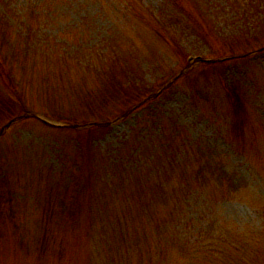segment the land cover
<instances>
[{
  "label": "rangeland",
  "instance_id": "rangeland-1",
  "mask_svg": "<svg viewBox=\"0 0 264 264\" xmlns=\"http://www.w3.org/2000/svg\"><path fill=\"white\" fill-rule=\"evenodd\" d=\"M4 3L0 78L18 90L0 87V194L22 224L0 226V264H35L47 234L74 250L49 264H264V0ZM128 77L150 89L139 107ZM160 130L180 164L157 160Z\"/></svg>",
  "mask_w": 264,
  "mask_h": 264
},
{
  "label": "trees",
  "instance_id": "trees-1",
  "mask_svg": "<svg viewBox=\"0 0 264 264\" xmlns=\"http://www.w3.org/2000/svg\"><path fill=\"white\" fill-rule=\"evenodd\" d=\"M5 0H1L0 2V10L2 12H6L9 8V5L5 4L4 3ZM179 2V0H177ZM194 8L196 9L195 12H197L199 14V16L201 17V19L203 20V26H205V22H210L207 17L204 15V10H203V6H200L198 3H194L193 4ZM205 16V17H204ZM254 19V18H253ZM256 19H254L255 21ZM209 24V23H208ZM164 36V35H163ZM176 45V46H175ZM174 47V50L176 51V53L178 54V56L182 57L183 61L187 63V61H189V56H187L185 53H183L181 51L184 50L182 47H181V44H175ZM181 53V54H180ZM249 54V53H248ZM212 58H215V57H212ZM225 58V57H223ZM228 58V56H227ZM162 64V63H160ZM187 66V64H185ZM201 66L205 67L206 69V66H209V67H213V68H210V69H207L208 72H211L212 70H214V68H219L221 67L222 63L220 62H212V61H205V62H202L200 63ZM221 70V69H220ZM221 73V71H220ZM1 74V72H0ZM223 75V74H222ZM0 80L2 81V83H0V87L1 88H5L9 91H11V89H14L15 90V93L17 92L18 90V85L13 83V81H11V79L7 80L5 77L4 78H0ZM162 86V85H161ZM160 86V87H161ZM132 88L133 90L130 91V92H127L125 96H129L131 93L132 94H137V96H139L140 98H142L140 101H142L146 95H148L150 89L149 87H146L143 82L141 84V80L138 79V77H134L132 79H128L125 80V81H120V83L117 84V89L119 92H123L127 89H130ZM226 89H227V92L231 98V100L236 104H242V101H241V95H240V92L234 88V87H231V85H226ZM155 89L152 88L151 91H153ZM136 96V95H135ZM11 104V103H10ZM10 104H4V106L0 105V110L4 109V108H7ZM21 108H23L24 106H20ZM24 111L22 112L21 109H19V111H13V112H10L8 115V119H7V122L10 121L11 119H16L18 117H20L19 115L23 114ZM6 122V123H7ZM66 123H69V122H66ZM4 125V124H3ZM2 125V126H3ZM102 127H98L97 129H101ZM176 132H180L179 129L176 130ZM158 140L160 141H166L165 144H161L158 142ZM158 140H157V144H155L154 146H152L153 148V153L157 154V160H161L163 161L166 157L167 158H170V162L168 163H178L180 164L181 161L179 160H182V159H179V158H174L173 156H167L169 154V152H172V142L168 143V141L166 140V135H165V132H163V130H160L159 132V136H158ZM165 156V157H164ZM181 156V155H180ZM155 156L152 155L151 158H154ZM182 158V157H181ZM109 165V162L107 164V166ZM121 164H111V166L113 167H116L118 168V166H120ZM217 160H216V156L215 157H211V158H208L205 160V163L204 165L201 166V169L199 170L200 171V174L203 176V178L206 179V172L208 171V169L212 166H217ZM138 171V169H136ZM140 170V169H139ZM139 172V171H138ZM74 179H72L73 181ZM74 187H76L74 185ZM69 191V190H68ZM67 191V192H68ZM66 192V191H65ZM11 194V191H5L4 194H0V197H1V205H0V226L3 225V224H9L10 225V222L13 223L16 215L18 214L16 211H13V199L11 197H8L7 195H10ZM99 209V213L98 215H100L102 213V210H101V206H100V203L99 201L95 200L94 201V205H93V209L92 211L94 212L95 209ZM65 209V208H64ZM71 214V216H73L72 219H70L69 222H63V226L66 228V229H70V228H73V226H77L76 228L77 229H80V231L83 230V223L80 222L78 220H76V218H74V216L76 215V212L75 211H72L71 209H67ZM104 216H98V218H103ZM20 224L22 223H19V224H14V227L15 229H19L20 227ZM94 225L93 224H90L89 223V233L92 231V227ZM84 231V230H83ZM94 231V230H93ZM2 232L0 231V236H1ZM80 237H82V232L80 233ZM2 237H0V240H1ZM55 237L53 236H49L48 234L45 235L42 239H41V242H40V248L38 247L37 248V255H36V263L35 264H49L47 263L46 261L48 260V258H50V255H53L57 260H61L62 257H63V254L65 251H70V241H69V238L67 237H62L61 239H59L58 241V244L61 242V244L59 245L58 248L54 249V239ZM15 245L17 247H21L23 245V241H17L15 243ZM90 247L88 248H85L86 249H89ZM71 251H74V250H71ZM29 252L26 251L25 253ZM73 253V252H72ZM1 255V254H0ZM48 257V258H47ZM51 264H53L51 262ZM64 264V263H62Z\"/></svg>",
  "mask_w": 264,
  "mask_h": 264
},
{
  "label": "water",
  "instance_id": "water-1",
  "mask_svg": "<svg viewBox=\"0 0 264 264\" xmlns=\"http://www.w3.org/2000/svg\"><path fill=\"white\" fill-rule=\"evenodd\" d=\"M192 60H195L194 63H195V62H200V61H205V59H202V58L191 59L190 61L192 62ZM183 73H184V72H182V73H181L180 75H178V76L180 77ZM176 79H177V77H175V78L173 79V81L176 80ZM173 81H171V82H169L167 85H165L159 93H162L163 91H165V90L171 85V83H172ZM159 93H158V94H159ZM158 94H156V95L150 97L148 100H150V99L156 97ZM148 100H147V101H148ZM144 101H145V100H144ZM144 101H143V102H144ZM143 102H142V103H143ZM142 103H140L139 105H137V107H139ZM23 118H25V117H24V116H20V117H18V118H16V119H13L10 123H8V124L5 126V128L9 127V126H10L11 124H13L14 122L19 121V120H21V119H23ZM73 126H74V127H79V125H73Z\"/></svg>",
  "mask_w": 264,
  "mask_h": 264
}]
</instances>
